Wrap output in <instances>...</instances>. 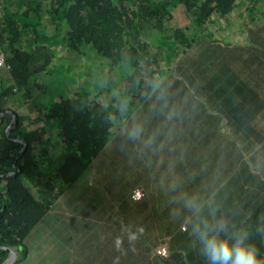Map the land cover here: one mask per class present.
Returning <instances> with one entry per match:
<instances>
[{
    "label": "trees",
    "instance_id": "obj_1",
    "mask_svg": "<svg viewBox=\"0 0 264 264\" xmlns=\"http://www.w3.org/2000/svg\"><path fill=\"white\" fill-rule=\"evenodd\" d=\"M0 5L5 7L0 19V264H60L58 256L68 253L67 248L60 249L67 235L59 234L62 242L55 238L48 249L55 248V256L29 247L37 241L40 222L58 204L59 194L77 184L97 153L116 139L113 123L119 120V128L127 130L145 111L146 124L161 129L156 137L171 143L172 156L180 154L182 139L192 140L203 152L194 145L190 158H182L173 168L174 184L182 183L185 191L169 208L163 203L170 192L160 194L159 209L150 208V198L142 192L138 210L132 213L133 206L124 205L108 215L124 218L132 230L143 227L135 243L139 252L127 248L126 236L125 254L110 248L121 235L116 223L118 229L111 230L109 244L97 249L92 264L105 260L109 264L116 254L120 264H141L151 252L152 264H206L192 234L198 218L185 207L193 198L202 206L200 219L211 220L214 213L226 220L222 235L246 230L264 260V237L257 235V228L264 227V0H0ZM176 6L184 8L189 23L171 22ZM236 8H242L238 17L245 16L238 27L242 41L232 38L238 33L231 22ZM146 29L149 35L164 33L163 44L172 43L175 51L180 48L178 54L201 37H213L224 59H218L219 66L208 77L207 73L197 77L182 65H175L173 74V67H164L161 52H154L149 35L141 37ZM224 29L229 30L227 41L214 39V32ZM53 38L57 48L49 44ZM84 48L102 59L98 72L108 67V77L122 83L112 95L116 99H109L102 86L99 92L81 87L72 95L37 102L40 76H55V82L63 84L66 78L58 75L65 72L61 60L85 54ZM48 87L51 90L52 85ZM57 88L55 95L63 91ZM15 90H22L27 110L36 113L35 120L42 125H25L20 111L8 105L10 98H18ZM155 98L171 105L152 110L150 101L157 104ZM185 104L189 106L176 110ZM165 108L185 124L179 128L178 122H167ZM218 113L227 118L231 139L221 133L226 131ZM218 127L220 141L213 144L212 154L211 140H218ZM49 131L60 135L61 155L56 158L45 147L52 137ZM129 200L136 201L131 193ZM67 224L56 220L55 228L64 230ZM161 244L166 245L165 255L155 253ZM82 245L76 240L75 256Z\"/></svg>",
    "mask_w": 264,
    "mask_h": 264
},
{
    "label": "crops",
    "instance_id": "obj_2",
    "mask_svg": "<svg viewBox=\"0 0 264 264\" xmlns=\"http://www.w3.org/2000/svg\"><path fill=\"white\" fill-rule=\"evenodd\" d=\"M220 62L217 64L216 68L219 66ZM210 74L207 73L206 76L208 77ZM181 76L183 77L186 75L184 73ZM170 94H172V92H170ZM200 99L202 98L200 97ZM150 102L154 106L152 110L158 107H160L161 110L164 106L171 105L170 103L166 105L159 104L157 101V104L153 103V101ZM187 106H189V104H185L176 110L182 111ZM175 116V113H171L170 115L169 110L165 108L166 121L173 123L174 120V122H178L179 128L182 127L185 124L183 123L182 117L176 120L174 119ZM144 117H148L146 111L141 114V118L132 126H129L127 130L119 128L122 126L119 122L117 127L113 126L112 128L116 131L115 134H117L116 139L112 140L110 143L108 142V144L97 153L91 164V169L81 177V180L77 184L66 188V192L61 195L62 200L69 189L75 187H78V189L84 188V190L81 191L77 189L80 191L79 196L73 198L72 193L68 196L66 200L68 203L67 207L73 211L90 215L91 217L84 220L78 218V214L73 213L71 216L76 218H72L69 221L67 217H70V215L62 213L61 200L56 206L53 205L51 207L48 214L38 226L37 237L40 239L39 251H43L41 255L55 256V248L53 252H49L50 250L48 249L55 244V233L60 235L64 234L67 235L63 237L67 239V242L60 249L63 250V248H67L68 253L66 255L60 254L57 258V262L60 264H92L94 256L98 253L97 249L103 245L109 244L108 238L110 233L114 232L111 230L118 229L117 224H119L120 229L122 226L126 225L124 218H107L108 215L116 209L118 211L124 205L133 206L131 207L132 213L140 208L139 204L142 202L129 200V194L134 189H140L144 193V196L148 194L150 198V203H148L149 207L151 206L158 209L161 193H171L169 197H166L163 208H169L170 202L181 199L180 192L185 190L182 189V183L177 185L174 184L171 177L173 168L180 163L182 158H190L188 152L192 150L194 145V149L198 148L201 152H203V149L192 140L182 139L180 154L172 156L171 149L169 148L171 147V143L163 142L156 137L160 136L159 133L161 129L157 130L151 127V125L146 124L148 119ZM223 124L226 123L223 122ZM217 129L216 139L218 140L214 138L211 140L212 154L214 153L213 144L219 145L218 143L220 141L219 132H221V130L219 127ZM137 130L139 131L137 132ZM224 130L226 133H221L228 139H231L229 136V126ZM184 184L187 185L186 182H184ZM173 195L176 196V199L171 200V196ZM153 201L154 204H152ZM118 217L122 216L119 215ZM92 218L96 221L92 222ZM139 218H143V215L141 214ZM56 220L60 222H69L64 230H60L55 228ZM80 225H83V228H80ZM94 229L95 231L93 233L91 230ZM76 240L83 241V245L82 250L75 256L73 248L76 246ZM138 245L135 247L136 252L140 250ZM125 246L127 247L128 245L125 244ZM110 248L117 251L114 247V241L110 243ZM127 248H129V246ZM153 254L154 253L151 252L147 259L143 261H141L138 256H133L132 258L140 260L141 264H152ZM117 256L119 255L116 254L114 257ZM114 257H111L112 261H109V264H113ZM103 264H108V261L105 260Z\"/></svg>",
    "mask_w": 264,
    "mask_h": 264
},
{
    "label": "rangeland",
    "instance_id": "obj_3",
    "mask_svg": "<svg viewBox=\"0 0 264 264\" xmlns=\"http://www.w3.org/2000/svg\"><path fill=\"white\" fill-rule=\"evenodd\" d=\"M242 10V8H236L234 10L233 14V27L238 30V33L235 34L233 38L234 41H242V34L240 33L238 27L240 28V25L244 22V17H238V13ZM3 14L5 13V7L2 10ZM2 14V16H3ZM171 22L178 24V25H185L189 23V21L186 19V14L184 12L183 7L176 6L172 9V12H170ZM153 22H155L154 19H152ZM218 26H224L223 21H217ZM154 32V33H153ZM49 35L51 34L50 31H48ZM229 33V30H219L214 32V39L220 38L221 40L227 41V35ZM150 34V30L146 29L144 34L141 36L142 38H145ZM217 37V38H216ZM57 39V38H56ZM212 38H205L201 37L200 40L196 41L192 45H190L188 48L182 51L181 54H178V51L180 48H177L176 51L174 50L176 47H173L172 43L168 45L169 47H165L163 44L164 41V33L152 31L151 35L148 36V40L151 42L153 46L154 52H161L162 56V63H164V67L167 68L169 66L173 67L182 65L185 67V71H189L192 74L197 75V77H203L206 73L210 74L213 73L216 69L217 64L221 61L218 59H224L222 55H219V49L218 44L215 45L216 42H212ZM53 40L50 41L49 44L54 46V48L58 47L57 44L54 43ZM163 48V49H162ZM166 49V50H165ZM174 50V51H173ZM228 50V48H226ZM86 52L83 55L74 54L71 55V57L68 60H61V64L63 66V69L65 72L58 73L59 76H62L63 78H66V80H63V84H58L59 82H55L56 78L55 76L52 77H44L42 79V75L40 76V79L38 81V86H36L35 92H36V101L41 102H47L48 99L53 97L52 99H56L57 97H60V95L68 96L72 95L74 92L78 91L81 87H83L86 90H96L95 92H99L102 90L103 87H105V94L108 93L110 95L109 99H116V97H113V93L116 91V88L119 86L121 87L122 83L119 81L118 83L115 81L116 77L111 76L110 78L107 75L108 67L103 68V71L98 72L96 68H99L102 64V59L100 57H97L95 53H92L89 49H85ZM213 51V52H212ZM0 53L2 54V51L0 49ZM55 59V58H54ZM100 64V65H99ZM99 65V66H98ZM175 66V68H176ZM55 68V61L53 62L52 68ZM55 70V69H53ZM177 72V71H176ZM55 73V72H54ZM114 73V71H113ZM175 73V69L173 71V74ZM58 76V78H60ZM68 76H71L72 80H68ZM110 83L108 84V82ZM107 82V83H106ZM42 83V85H41ZM106 83V85H104ZM50 84L51 90L48 87ZM60 86V90H63L59 95H55L58 90L57 86ZM116 85V86H115ZM103 86V87H102ZM115 86V87H114ZM114 87V88H113ZM16 91V90H15ZM18 92V93H17ZM94 92V93H95ZM18 98L15 97L10 98L9 106L13 107L14 110L20 111V117H22V121H24V124L27 125L28 123L33 124V127H37L42 125V122H39L38 120H35L36 113L28 111L26 108V102L22 95V90L16 91ZM55 96V97H54ZM34 101V100H33ZM35 102V101H34ZM41 105H39L40 107ZM18 114V113H17ZM18 114V115H19ZM222 117V122L226 123L223 124L224 129H227L230 124L227 123V118L221 114L218 113ZM14 118V115L12 116ZM119 120H116L113 123V126H118L119 123L117 122ZM228 125V126H227ZM220 129V128H219ZM48 135H52L50 139V143L46 144L45 147L47 148L48 152L54 153L51 154L53 158H56L57 156L61 155V150L59 149L60 146L57 144V140L60 138V135L56 131H49ZM60 180L57 181V186L60 185ZM78 187H75L73 189H69L68 192L64 195L63 199L61 200V195L66 192V188L64 191L59 194L56 203H59L61 200L62 203V213L66 215H70L67 218H69V221L72 218H76L71 216L73 213L78 214V218H82L84 220H87L90 215L82 214L78 211H73L67 207V198L72 193L73 198L76 196H79L80 191L84 190V188H80L77 190ZM80 198V197H79ZM93 221H96L94 218H92ZM68 221V222H69ZM90 224V223H89ZM80 228H83V225H80ZM55 238L62 242V239L60 238L59 234L55 236ZM40 239L37 237V241L35 245H29L31 250H39L40 247Z\"/></svg>",
    "mask_w": 264,
    "mask_h": 264
},
{
    "label": "clouds",
    "instance_id": "obj_4",
    "mask_svg": "<svg viewBox=\"0 0 264 264\" xmlns=\"http://www.w3.org/2000/svg\"><path fill=\"white\" fill-rule=\"evenodd\" d=\"M185 207L198 218L192 225V234L199 243L200 252L206 264H264V260L259 258L257 245L246 230L233 231L231 236L222 235L228 228L226 220L215 218L214 213L211 220L200 219L202 206L194 198L186 200ZM143 231L142 226H137L135 230L128 226H122L121 235L114 238L115 249L122 254L126 253L123 248L126 236L129 250L135 251V243ZM257 235L264 237V227L257 228ZM113 264H120L119 256L113 258Z\"/></svg>",
    "mask_w": 264,
    "mask_h": 264
},
{
    "label": "built area",
    "instance_id": "obj_5",
    "mask_svg": "<svg viewBox=\"0 0 264 264\" xmlns=\"http://www.w3.org/2000/svg\"><path fill=\"white\" fill-rule=\"evenodd\" d=\"M2 10H3V6L0 5V17L3 14ZM2 59H3V56L0 53V62H1ZM131 197H132L133 200H136V201L140 200L141 197H142V191L140 189H134L131 192ZM155 253L158 254V255H165L167 253L166 245L165 244L159 245L156 248Z\"/></svg>",
    "mask_w": 264,
    "mask_h": 264
},
{
    "label": "water",
    "instance_id": "obj_6",
    "mask_svg": "<svg viewBox=\"0 0 264 264\" xmlns=\"http://www.w3.org/2000/svg\"><path fill=\"white\" fill-rule=\"evenodd\" d=\"M13 253V252H12ZM14 256V254H12V257ZM13 260V259H12ZM12 262V261H11Z\"/></svg>",
    "mask_w": 264,
    "mask_h": 264
}]
</instances>
